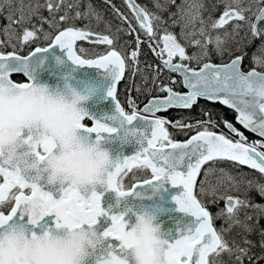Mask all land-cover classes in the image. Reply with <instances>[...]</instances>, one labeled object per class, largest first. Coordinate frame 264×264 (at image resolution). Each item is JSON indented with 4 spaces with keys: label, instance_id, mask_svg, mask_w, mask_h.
I'll return each mask as SVG.
<instances>
[{
    "label": "snow or ice",
    "instance_id": "snow-or-ice-1",
    "mask_svg": "<svg viewBox=\"0 0 264 264\" xmlns=\"http://www.w3.org/2000/svg\"><path fill=\"white\" fill-rule=\"evenodd\" d=\"M127 2L141 29L150 37H154L156 33L153 21L160 18L135 4L134 0H127ZM171 2L175 3V0H171ZM256 2L264 3V0H256ZM8 3L10 4L11 0H8ZM59 3H63V0H59ZM59 3L54 5L52 0H48L49 12L59 11ZM2 7L3 5H0V9ZM157 7H161V5L157 4ZM203 7L202 3L190 5L186 13V22L181 27V36H184V29L188 24H191L193 31L188 35L195 36L198 33L199 36L203 37V40H191L193 46L201 49L200 52L188 55L185 46L178 41L177 36L165 32L162 36L163 47L156 53L161 58L164 67L170 72L181 74L182 84L189 89L186 94L174 91L171 86L162 85L159 86L158 91L166 93L163 98L153 97L142 110H138L130 100L129 103L132 104L133 110L131 112L126 111L117 99V84L123 78L126 67V60L122 54L114 48L98 58H82L81 55L77 54L76 45L78 41L107 46L114 45V39L109 35L93 33L87 25L83 28L69 26L60 30L54 37L51 33H44V39H50L51 43L47 47H37L29 55L18 54L15 45H12V51L0 50V88L5 83L14 89L32 88L35 81L33 58L37 53L45 52L56 45L60 46L61 49H67L68 57L77 65H95L105 69L109 75L113 76L114 83L109 88L108 95L115 99L117 105L116 115L109 119H119L125 135L135 136L136 142L141 146L134 154L122 159L117 158L112 170L108 173L107 187L115 190L120 197H127L143 185H154L160 188L164 186L166 181H170L174 186L182 185L183 192L174 199L181 211L190 213L195 219L190 226L181 231L179 238L174 239V241L169 239L166 241L170 255L167 264H218V260L223 254L235 255L237 264H242L243 258L247 256L248 248L240 247L235 241L230 244L226 235L234 227L249 233L254 230L253 225L249 223L253 216L246 212L244 219H241L240 213L242 209H251L252 212L256 213L257 223L259 218L264 216V204L254 203L248 198V192L253 189L261 197H264V183L243 180V178L238 182L226 170L208 167L200 180L199 192L201 196L208 195L211 198L210 203H217L219 200L224 201L225 207L218 210L215 215L198 198L194 190L197 186L198 177H201L202 168L208 162L213 164L222 161L238 162L239 165H246L264 176V139L248 142L247 137L227 120L222 121L224 127L231 136L238 137V139L210 130V126H216L215 121L211 118L206 121H197L195 124H184L181 121L172 123L166 118L154 115L161 110L173 107L191 109L193 105L197 104L199 98H204L208 101H218L234 109L238 113V122L244 128L250 129L264 138V44L258 49L259 55L253 54L252 61L255 66L248 71L242 69L243 55L235 56L227 63L223 62L225 51H228L230 56L232 55L231 51L225 48L228 38L231 36L234 39L235 35L239 33L241 23L249 21L246 14L251 11V6L244 7L243 0H230L225 4L222 14L210 25L212 30L225 29L223 36L219 33L212 36L208 31L206 21L201 14ZM180 10L182 9H178V11ZM91 11V5H89V12L81 13L78 11L72 19H87ZM257 11L259 14L255 16L256 22L250 24L253 38L264 36V8H258ZM122 18L126 19V17ZM68 19L67 13L59 17V20L63 22ZM99 19L100 17L97 16L98 21ZM9 20H11V16ZM23 20L24 16L21 9L20 21L18 22H23ZM41 20L43 22L44 18L41 17ZM47 22L52 24V21ZM197 22L200 24L198 29L195 28ZM230 22H234L232 33L226 30V26ZM38 31H43V29H25L22 36L23 43L38 38ZM139 43L137 38V44L139 45ZM210 44L214 45V50L221 57L222 62L220 64L203 62L201 66L202 60L210 59L208 52ZM2 47L3 45L0 44V48ZM165 53L167 54L166 59L163 58ZM138 55V51H132V60L136 61ZM177 57L179 62H173L174 58ZM193 60L196 61L197 66H189ZM258 67L259 71L257 70ZM13 74H23L27 78V82H15L12 79ZM144 79L146 80L147 77ZM171 83L175 84L176 81L173 80ZM204 114L210 117L207 111ZM81 119L83 121L88 120L89 114H85ZM91 119L90 125L85 122L81 125L88 133H96L99 138L102 133L117 132V128L111 127L108 123L95 118ZM138 119L145 122V128L134 125ZM166 125L188 131L193 128L202 130L197 131L195 135H191L184 142H177L171 137ZM24 143L28 148H33L30 137L26 138ZM25 155L38 158L41 161L45 159V154L39 150L25 153ZM133 170H150V178L133 183L125 190L124 179ZM216 172L221 175L217 176L216 182L213 183L211 177ZM225 177L230 182V187L237 191L240 182L245 184L243 198L218 194V189L223 186ZM29 181L30 177L25 174L20 165L16 167L6 166L5 161L0 159V231L6 224L23 220L22 206L34 199L48 201L43 215L50 216L51 213L55 212L54 224L56 227H61V216L66 207L75 205L83 209L91 208L92 212L88 216V223L97 225L102 240L89 264H135L131 253L129 234L125 230V212L111 214L112 223L105 228L99 225L98 218L102 215H109V213L101 206V197L97 193L93 192L91 197L86 199L81 197L77 191L69 188L63 191L59 200H54L51 193L42 191L37 183H30ZM216 219H223L227 227L221 225L220 228H217L214 223ZM30 223L35 224L36 219H32ZM260 235L264 237V231H261ZM244 243L250 245L251 241L245 238ZM261 246L264 247V240L261 241ZM0 264H3V261H0ZM48 264H59V262L49 261Z\"/></svg>",
    "mask_w": 264,
    "mask_h": 264
},
{
    "label": "clouds",
    "instance_id": "clouds-1",
    "mask_svg": "<svg viewBox=\"0 0 264 264\" xmlns=\"http://www.w3.org/2000/svg\"><path fill=\"white\" fill-rule=\"evenodd\" d=\"M89 93L77 90L70 83L53 88L34 81L29 89H14L7 83L0 88V159L6 166L20 165L41 190L59 200L65 189L77 191L90 198L93 192L102 198L107 187L108 173L118 156L106 146L105 136L92 137L81 126V119L89 114L86 107ZM121 121L119 119L115 120ZM117 132H120V128ZM122 126V124H121ZM123 127V126H122ZM115 132V133H117ZM31 138L33 148L24 141ZM135 136L125 135L122 138ZM34 150L45 154L44 160L25 155ZM55 193H60L59 198ZM48 201L34 199L22 206L24 217L6 224L0 231V261L3 264H89L97 251L102 235L97 225L88 223L92 209L71 205L61 216V227L50 225L42 231ZM107 211V209H105ZM56 215L55 212L51 213ZM127 214V213H126ZM136 222L125 230L129 234L131 253L135 264H167L170 259L156 213H136ZM36 219V223H30ZM31 226V227H30Z\"/></svg>",
    "mask_w": 264,
    "mask_h": 264
},
{
    "label": "trees",
    "instance_id": "trees-1",
    "mask_svg": "<svg viewBox=\"0 0 264 264\" xmlns=\"http://www.w3.org/2000/svg\"><path fill=\"white\" fill-rule=\"evenodd\" d=\"M89 3L90 0L84 1ZM48 0H11V3H8V0H0V5H3L0 9V23L3 25L5 20L11 16V25L18 27L20 30L30 29V30H39L38 38L31 39L28 43H20L19 38L11 41L15 45L16 51L18 54H26L32 48L36 46H44L48 43L49 40L44 39V33H51L53 36L58 31L63 30L69 26L75 27H85L87 25L93 33H106L111 38L114 39V49L118 50L126 60V70L123 80L120 82L117 89V98L121 102L122 107L126 111L131 112L132 104L129 103L131 100L137 107L138 110L147 103L153 97H163L166 93H161L158 91L159 86L167 85L173 87L174 91L183 92V86L180 78L175 72H170L164 65L161 63L160 58L157 56V47L156 41L160 40L163 44L162 36L167 33H171L169 30H164L160 37V31L157 30L154 25L155 36L150 37L141 27H139L134 20L130 21L129 27V38L126 39V42L117 41L119 26L117 24L116 15L110 13L97 14L90 12L87 19H72L75 17L76 13L79 11L81 13L87 12L85 9L79 8L76 0H63V3H59V0H52L54 5L59 3V11L49 12L47 8ZM70 5V9H67V6ZM90 5V4H89ZM92 8H96L93 6ZM91 8V9H92ZM21 9L23 11L24 20L20 21ZM31 11V14L29 13ZM89 12V11H88ZM67 13L69 19L66 22L60 21L59 17L64 16ZM92 14V15H91ZM97 16L100 17L99 21ZM41 17L44 18L43 22ZM95 17V19H94ZM131 18V16H130ZM47 21H52L50 25ZM8 22V21H7ZM103 23L104 25H102ZM128 31V30H127ZM17 34H20L17 32ZM4 33L0 30V44L4 45L3 41ZM137 38L140 43L137 44ZM161 38V39H158ZM3 49V47L1 48ZM110 46L103 44H95L79 41L78 52L85 58L94 57L97 55L104 54L109 51ZM134 50L138 51L139 55L135 62H132L128 57V52ZM155 50V51H154ZM132 65V67H130ZM189 66H197L196 64H189ZM253 66H249V63L243 62L242 69L247 71ZM259 71V67L257 68ZM147 77L145 80L144 78ZM155 78V82H154ZM16 80H21V76H16ZM175 80L176 83L172 84L171 81ZM139 89V90H137ZM151 89V91H148ZM207 111L210 114L206 116L204 113ZM157 115L166 118L172 123L176 121H181L184 124H195L197 121H206L211 118L215 121L216 126L211 127L210 130L224 133L225 135H230L227 129L224 127L222 121L227 120L231 122L236 129L244 134L247 137L248 142H253L258 140V137L251 131L245 129L241 125L237 116L238 113L229 108L226 105L218 101H208L204 98H199L197 104L193 105L191 109H180V108H170L167 110H161ZM169 129V133L174 140H185L190 135L195 132L202 130L199 128H193L191 131L187 129L181 130L178 127H172L171 125H166ZM231 136V135H230ZM231 138H233L231 136ZM208 167H214L216 169H224L230 175L236 178L239 182L241 178L243 180H253L259 183H264V176H262L258 171L250 169L248 166H241L238 162L222 161L213 164L209 162L202 168L201 177L198 178L197 186L195 189L196 195L201 199L206 206L209 208L210 212L214 215L223 208V200H219L217 203H210V197L208 195H200V180L203 176V172ZM150 175L148 170H133L128 177L124 179L125 186H130L135 180H143L148 178ZM219 172H216L212 175L211 179L213 183L216 182V177L220 176ZM137 176V177H136ZM245 193V184L243 182L239 183V190H235L230 187V182L228 180L223 181V186L219 187V195H233L244 197ZM248 198L251 199L254 203L264 204V197H261L255 189L248 192ZM251 214V209H242L240 216L241 219H244L245 213ZM256 216V215H255ZM253 216V219L249 221L253 225L254 230L252 232H243L240 233L238 228H233L231 232L226 235V239L231 244L232 241H235L242 248H248L247 256L243 258L242 264H262L264 262V247L261 246V241L264 240V237L260 235L261 231H264V216H261L257 221L256 217ZM255 217V218H254ZM215 226L220 228L221 225L226 227L223 219H216ZM244 233V234H243ZM251 241V244L244 243V239ZM237 264L235 255L229 256L228 254H223L219 260L218 264Z\"/></svg>",
    "mask_w": 264,
    "mask_h": 264
},
{
    "label": "water",
    "instance_id": "water-1",
    "mask_svg": "<svg viewBox=\"0 0 264 264\" xmlns=\"http://www.w3.org/2000/svg\"><path fill=\"white\" fill-rule=\"evenodd\" d=\"M131 12L135 21L139 25V22L135 18V14L132 10ZM58 32L56 34H58ZM50 43L51 41L48 44ZM48 44L44 47H47ZM36 48L32 49L25 55H29ZM77 54L80 55L78 50ZM82 58L84 57L82 56ZM177 74L180 76L182 81L181 74ZM21 75L24 76L23 74ZM33 75L35 76L36 83L47 84L53 88H63L66 83H70L77 90L84 93H89L90 99L86 104L89 112L88 120L92 122L91 118H95L121 129L120 132L117 133L102 134L105 136L106 146L111 149L114 156H118L122 159L125 156L134 154L140 149L141 146L136 142L135 139H132L131 137L127 139L122 138L123 127L119 121L109 119L110 117L116 115L117 105L115 99L108 95V90L113 85L114 79L113 76L109 75L105 69L95 65H77L68 57L67 49H61L60 46L56 45L49 48L45 52L36 54V56L33 58ZM25 79L27 80L26 77ZM119 83L117 84V88ZM183 88L185 89V92L181 94H186L189 89L184 85ZM145 105H143L140 110H142ZM134 125L140 128L146 127L145 122L140 121L139 119L134 122ZM88 134L92 137L97 135L96 133ZM255 134L260 137L258 133ZM261 139L264 138L260 137V140ZM186 140H177V142H184ZM142 181L143 180H138L134 183ZM127 188H125V190H127ZM182 192V185L174 186L170 181H166L164 186L160 188H157L154 185H143L142 187L138 188L136 192L130 194L127 197H120L115 190L109 189L104 193L102 198V207L107 209L109 215H102L99 217V225L106 228L112 223L111 214L125 212L127 213L125 219L130 221V228L136 222V213L147 210L156 213L158 222L162 223V229L165 233V236L170 241H174V239L179 238L181 231L190 226L191 222L195 219L190 213L181 211L177 201L174 199V197L180 195ZM55 195L57 198H59L60 193H55ZM54 217V214L45 217L44 220L40 222V227L36 230L42 231L45 227L54 225ZM27 220L28 217L25 216L24 221ZM262 264H264V262Z\"/></svg>",
    "mask_w": 264,
    "mask_h": 264
},
{
    "label": "flooded vegetation",
    "instance_id": "flooded-vegetation-1",
    "mask_svg": "<svg viewBox=\"0 0 264 264\" xmlns=\"http://www.w3.org/2000/svg\"><path fill=\"white\" fill-rule=\"evenodd\" d=\"M84 1L88 0H76V3L78 4L79 8L85 9L87 12L89 11L90 4L91 8L93 6L96 7L91 9V12L93 13H110L112 15H116V21L120 28L118 31V38H116V40L119 42H121V40L123 42H126V39L129 38V27L130 21L132 20V17L130 18V16H133L126 0H90L89 3H86ZM134 2L140 7L145 8V10L150 14H153L154 16L160 18L159 20L153 21L154 27L160 31V37L164 30L171 31L172 34H175L177 36L178 41L183 46H185L186 53L188 55H192L193 53L200 52L201 49L193 46L191 44V40H203V37L199 36L198 33L195 36L188 35V33L193 31V26L191 24H188V26L184 29V36H181V27L186 22V13L189 9V6L193 3H202L204 7L201 9V14L203 16V19L206 21V27L208 31L212 36H215L218 33L223 36L225 29L212 30L210 25L214 20L219 18L224 10L225 4L230 2V0H175V3H172L171 0H134ZM157 4L161 5V7H157ZM243 6H251V11L246 14L249 17V21L241 23L239 33L238 35H235L234 39L231 36L228 38V42L225 45V48L231 51L232 55L230 56L229 52L225 51L223 54V62L227 63L235 56L243 55V62L249 63V66H255L252 61V56L254 53H256V51H258L256 50V47H258V45L264 44V36L253 38L250 30V24L256 22L255 16L259 14L257 9L264 8V3H257L256 0H243ZM178 9L182 10L178 11ZM122 17H126V19H123ZM209 17H211V19H209ZM173 21H176V23H173ZM233 23L234 22H230V24L226 26V30L229 33H232ZM101 24L104 25L103 23ZM199 27L200 24L199 22H197L195 28L198 29ZM98 34L107 35L104 32ZM156 47L157 52H159L163 47V44L160 40L156 41ZM12 50L13 47H4L3 45V51L9 52ZM208 52L210 59L202 60L201 64L203 62H211L214 64H220L222 62L221 57L217 55L216 51L214 50V45L210 44L208 46ZM256 54L259 55L260 53ZM163 58H167L166 53L164 54ZM173 62H179V58H174ZM190 64H196V61L193 60ZM84 122L89 125L91 123L87 119ZM232 137L236 138L235 136Z\"/></svg>",
    "mask_w": 264,
    "mask_h": 264
},
{
    "label": "rangeland",
    "instance_id": "rangeland-1",
    "mask_svg": "<svg viewBox=\"0 0 264 264\" xmlns=\"http://www.w3.org/2000/svg\"><path fill=\"white\" fill-rule=\"evenodd\" d=\"M67 9H70V5L69 6H67ZM30 14H31V11L29 12ZM92 15V14H91ZM170 17V16H169ZM179 17H180V15H179ZM94 19H95V17H94ZM8 21V22H7ZM7 21L5 20V22L3 23V25L0 23V30L4 33V35H3V41L2 42H4V47H12V43H11V41H14V39H16V38H19V40H20V43H23V41H22V36H23V32H24V30H20L18 27H14L13 25H11V21H9V18H7ZM127 31V30H126ZM17 32L18 33H20V34H17ZM244 32V31H243ZM245 33V32H244ZM96 34H98V33H96ZM248 40V39H247ZM51 40L49 39V41L48 42H50ZM83 42H87V41H83ZM89 43V42H88ZM90 44V43H89ZM95 44H98V43H95ZM261 47V45H258V47H256V50H258L259 48ZM114 48V46H110V49H109V51L110 50H112ZM132 51H134V50H131V51H129L128 52V57L130 58V60L132 61V62H135V61H133L132 60V58H131V52ZM108 52V51H107ZM106 53V52H105ZM256 53H259L258 51H256ZM101 55H103V54H101ZM100 56V54L99 55H97V56H94V57H88V58H98ZM130 67H132V65L130 66ZM137 177V176H136ZM225 180H227V178L225 177L224 178V181ZM225 207V203H223V208ZM223 208H220V209H223ZM251 214H252V216H255L256 215V213H254V212H252V210H251ZM256 217V216H255ZM254 217V218H255ZM256 220V219H255ZM227 227V226H226ZM238 230H239V232L240 233H242V229H240V228H238ZM244 232V231H243ZM245 233V232H244ZM243 233V234H244ZM242 239H244V238H242ZM244 241V240H243Z\"/></svg>",
    "mask_w": 264,
    "mask_h": 264
}]
</instances>
